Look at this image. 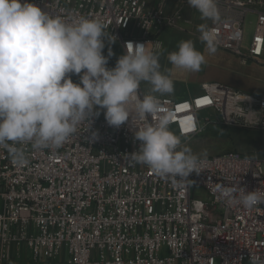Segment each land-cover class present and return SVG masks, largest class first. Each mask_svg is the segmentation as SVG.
Segmentation results:
<instances>
[{
    "label": "built area",
    "instance_id": "built-area-1",
    "mask_svg": "<svg viewBox=\"0 0 264 264\" xmlns=\"http://www.w3.org/2000/svg\"><path fill=\"white\" fill-rule=\"evenodd\" d=\"M31 2L68 20L99 19L123 52L128 41L158 51L166 30L194 35L190 12H198L187 0ZM217 4L221 20L208 25L217 48L264 68V0ZM250 15L255 22L247 43ZM161 115L184 141L211 124L257 131L264 139V89L249 94L204 83L191 99L160 97L150 122ZM138 147L131 118L117 129L101 110L88 131L85 123L59 149L27 146L25 167L0 150V264L28 252L35 262L62 258V264H264V205L228 206L219 191L234 176L247 191L264 190V147L258 157L234 151L205 156L203 171L183 181L130 162L127 154Z\"/></svg>",
    "mask_w": 264,
    "mask_h": 264
},
{
    "label": "clouds",
    "instance_id": "clouds-1",
    "mask_svg": "<svg viewBox=\"0 0 264 264\" xmlns=\"http://www.w3.org/2000/svg\"><path fill=\"white\" fill-rule=\"evenodd\" d=\"M187 3L202 20L220 22L217 0ZM197 31L207 52L214 54L215 33L207 24L198 25ZM115 42L97 18L68 20L31 0H0V150L13 164H29L27 146L61 148L85 123L88 131L103 110L110 127L119 129L131 118L139 147L127 154L130 162L178 181L203 171V154L194 153L171 130L170 117L161 115L156 123L150 122L159 111L160 97L174 91L170 70H162L160 53L149 43L128 41L126 51L109 67ZM167 60L178 70L194 73L206 63V56L188 39L180 41ZM73 76L78 80L74 82ZM219 191L228 206L251 210L264 205V190L247 191L235 176Z\"/></svg>",
    "mask_w": 264,
    "mask_h": 264
},
{
    "label": "rangeland",
    "instance_id": "rangeland-1",
    "mask_svg": "<svg viewBox=\"0 0 264 264\" xmlns=\"http://www.w3.org/2000/svg\"><path fill=\"white\" fill-rule=\"evenodd\" d=\"M190 15L192 16L194 20V28L192 29L194 32V35L187 34V37H186V36H181L182 35L181 34V35L176 36V38L181 37V39H175V36H174L175 34H172V32H168L167 33L168 35L166 36L167 40L169 39V42H171V44H174V46L177 47L180 41L191 39L193 40L195 47H197L198 50L204 52L205 56L219 58L221 60L222 59L221 52L215 51L214 54H209L207 52V49L204 43L196 42V41H200L199 39L200 33L197 31V26L200 24L209 25L210 20H202L198 12H190ZM254 22H255V17L253 15H250L246 23V32H247L246 42L247 43L250 41L251 37L253 36ZM171 31L179 33V31H176V30H171ZM114 44L111 45L113 52H114ZM160 50L163 51L164 53L163 55L160 53V62L163 65L162 63L163 58L167 59V54L172 51H176L177 48L171 49L169 50L170 51L169 52L167 51L168 49H165L164 46L161 45ZM104 54L107 55V47L104 49ZM115 63H116V59H115V54H114L109 59L108 66L114 67ZM237 67L244 73L249 74L250 70L248 66L245 67L243 65L238 64ZM162 70H166V68L162 67ZM72 78L74 82L78 80V76H73ZM171 78H173V81H174V91L172 94L165 95V96H170L180 101V100H185L186 98H190L194 95L193 92H191L190 90V87L192 86V81L177 79L174 73L173 74L171 73ZM245 78L250 79L249 76ZM141 86L144 91H147L149 88L147 84H141ZM261 93L262 92H260L259 94ZM170 128L174 133H176L174 127H170ZM255 132L257 133L258 137L254 135ZM182 140H183V143L189 146L194 153L203 154V157L222 154V153H228V152H233V151L241 152L244 154H252L258 157L261 155L262 148L264 147V139L262 138L261 134L257 131L242 130L240 128L223 129L220 126L215 125V124L209 125L203 134L199 135L197 138L191 141H184V139ZM62 260L63 259L61 258V261ZM42 262L43 261H39L36 264H42ZM216 264H219V262L217 261Z\"/></svg>",
    "mask_w": 264,
    "mask_h": 264
},
{
    "label": "crops",
    "instance_id": "crops-1",
    "mask_svg": "<svg viewBox=\"0 0 264 264\" xmlns=\"http://www.w3.org/2000/svg\"><path fill=\"white\" fill-rule=\"evenodd\" d=\"M168 32H172V34H175V39H181V37L176 38L177 35L186 36L185 33H178L171 30H166L160 35V41L161 45L164 46L165 49H168L167 51L171 49H175L177 47L174 46V44H171L169 42V39L167 40L166 36L168 35ZM197 43H203L200 41H196ZM116 43V42H115ZM171 44V45H170ZM171 47H170V46ZM197 48V47H196ZM216 51L221 52V60L219 58H214L210 56H206V63L202 65L201 70L194 73H185L181 70H178L174 68L167 59L163 58V65L161 66L163 68H166V70H170V73H174L175 77L180 80H188L192 81V86L190 87L191 92H193V96L186 99H191L194 96L200 94L202 92V85L204 83H219L223 85L230 86L236 90H239L241 92L249 93V94H259L264 89V68L255 64V63H248V64H242L240 59L236 56L229 54L227 52H224L218 48H216ZM114 54L115 59L122 55L123 48L121 44L116 43L114 44ZM159 53L162 55L164 54L163 51L160 49L158 50ZM170 52V51H169ZM243 65L249 67V74L244 73L241 71L237 65ZM249 76L250 79H246L245 77ZM173 79V78H172ZM258 83V84H257ZM142 88V86H141ZM176 99V98H175ZM256 137H258L257 133L254 134ZM244 154V153H243ZM37 262L33 261L31 259V254L29 252L27 255H25L24 259L21 260H15L6 264H36ZM62 264L61 261L59 262H47L43 261L42 264Z\"/></svg>",
    "mask_w": 264,
    "mask_h": 264
}]
</instances>
